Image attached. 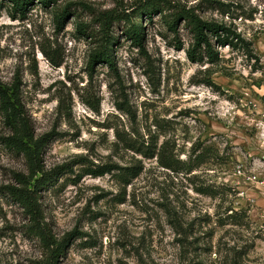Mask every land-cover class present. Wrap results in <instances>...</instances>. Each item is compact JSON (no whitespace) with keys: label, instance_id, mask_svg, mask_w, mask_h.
Instances as JSON below:
<instances>
[{"label":"rangeland","instance_id":"374dc122","mask_svg":"<svg viewBox=\"0 0 264 264\" xmlns=\"http://www.w3.org/2000/svg\"><path fill=\"white\" fill-rule=\"evenodd\" d=\"M151 1L138 47L127 17ZM178 10L239 38L191 60ZM112 13L113 64L91 65ZM16 81L43 170L63 169L36 188L33 221L6 191L28 165L0 116V264H264V188L237 173L264 180V0H0V83Z\"/></svg>","mask_w":264,"mask_h":264},{"label":"trees","instance_id":"16d2710c","mask_svg":"<svg viewBox=\"0 0 264 264\" xmlns=\"http://www.w3.org/2000/svg\"><path fill=\"white\" fill-rule=\"evenodd\" d=\"M12 4V8L23 13L25 8L30 5L32 0H9ZM41 5L47 6L48 4L55 3V0H38ZM139 12L140 24L137 25L134 21H131L130 17H127L129 22L128 27L124 30L125 36L130 39L138 47L142 45L143 40V28L142 18L145 17L148 20L151 19V15L157 12H161L160 3L158 1H151L148 6L143 7ZM66 9H63L56 13L55 23L57 26L61 25L66 17ZM119 17L114 13L110 14L103 22L101 28L100 44L97 50L91 55V65L95 62L104 63L112 66V50L111 47L116 43L115 37L108 35L109 24L108 22ZM179 18H182L188 25L193 38V44L190 49L187 50V56L191 60H196L197 54H204L207 58L212 59L216 57L211 44L212 37L221 45L230 43L229 37L239 38L238 35L221 24L215 22H207L198 18L194 13L188 10H178L171 22V26L175 28L176 22ZM83 33L85 30L80 29ZM199 51V53H198ZM0 116L3 126L6 128L7 133L3 137V144L10 149L20 152L25 158L28 165V174L21 176L18 179L21 187L8 186L6 187L7 193L12 196L23 208V210L30 214L33 221L36 220L38 209L36 207V201L34 200V193L36 188L42 187L49 179L50 176L55 175L63 167L53 169L52 172H46L43 170L40 162V149L45 142V137L35 138L34 130L30 119L27 116L24 104L20 97L19 85L17 81L8 86L0 83ZM148 150V148H145ZM112 169L108 167H99L91 170L87 169V174H93L94 176L102 175L106 172H110ZM124 176L134 178L139 173V167H129L126 169ZM39 174V176H37ZM32 181V188L29 189L28 185ZM38 235L41 240L48 239L43 232L38 231ZM72 233L67 234L61 243L50 249L49 256L51 260L57 252L62 250L61 246H64L66 241ZM45 242V241H44ZM51 264H54L53 262Z\"/></svg>","mask_w":264,"mask_h":264},{"label":"built area","instance_id":"2783aa9c","mask_svg":"<svg viewBox=\"0 0 264 264\" xmlns=\"http://www.w3.org/2000/svg\"><path fill=\"white\" fill-rule=\"evenodd\" d=\"M263 126H264V123H263ZM237 173L240 175V176H243L245 177V180L249 181V182H254L256 184H258L259 186L263 187L264 188V180L263 179H260V177L256 174H248V175H245V172L238 169L237 170Z\"/></svg>","mask_w":264,"mask_h":264}]
</instances>
